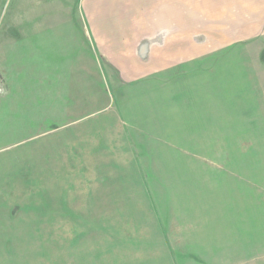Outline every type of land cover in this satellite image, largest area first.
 I'll return each mask as SVG.
<instances>
[{"label":"rangeland","instance_id":"374dc122","mask_svg":"<svg viewBox=\"0 0 264 264\" xmlns=\"http://www.w3.org/2000/svg\"><path fill=\"white\" fill-rule=\"evenodd\" d=\"M82 2L0 0V264H264L259 25L190 30L220 43L124 81Z\"/></svg>","mask_w":264,"mask_h":264},{"label":"crops","instance_id":"0c3cea01","mask_svg":"<svg viewBox=\"0 0 264 264\" xmlns=\"http://www.w3.org/2000/svg\"><path fill=\"white\" fill-rule=\"evenodd\" d=\"M84 2L80 6L81 14ZM130 3L134 5L131 9L128 8ZM126 9L129 11L128 17L124 18L125 25L107 24L105 20L109 15H126ZM85 12V25L96 46L94 53L103 56L106 68L124 81L156 75L174 60L182 62V58L191 54L198 57L202 45L212 47L220 43L215 37L199 42L191 36L190 30H204L205 25H230L232 30L239 27L237 25H259L261 34L264 33V0H100L98 22L92 7ZM15 26H4L5 36L12 38ZM41 26L36 32L35 47L44 58L48 44L45 25ZM56 32L57 29H53L49 43L53 45L49 51L55 56L61 52ZM25 44L29 43L26 41ZM24 55H27L26 49ZM25 59L27 62L28 56ZM7 105L6 101H0V111ZM0 124L6 128L7 121L3 116Z\"/></svg>","mask_w":264,"mask_h":264}]
</instances>
